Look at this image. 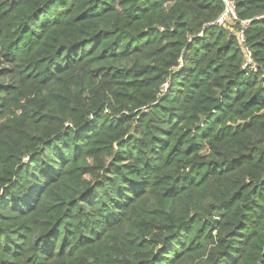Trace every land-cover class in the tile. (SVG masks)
Here are the masks:
<instances>
[{
	"label": "trees",
	"instance_id": "obj_1",
	"mask_svg": "<svg viewBox=\"0 0 264 264\" xmlns=\"http://www.w3.org/2000/svg\"><path fill=\"white\" fill-rule=\"evenodd\" d=\"M232 1L0 0V264H264V0Z\"/></svg>",
	"mask_w": 264,
	"mask_h": 264
},
{
	"label": "built area",
	"instance_id": "obj_2",
	"mask_svg": "<svg viewBox=\"0 0 264 264\" xmlns=\"http://www.w3.org/2000/svg\"><path fill=\"white\" fill-rule=\"evenodd\" d=\"M224 2V10L220 14V16L214 21L215 24H223L226 20H236V12L234 9V3L232 0H222ZM249 21L244 20L242 21V26L245 27L248 24ZM238 36L240 41L243 40V34L242 30L238 32ZM247 63L250 64L253 67L252 61L250 58L247 59Z\"/></svg>",
	"mask_w": 264,
	"mask_h": 264
}]
</instances>
